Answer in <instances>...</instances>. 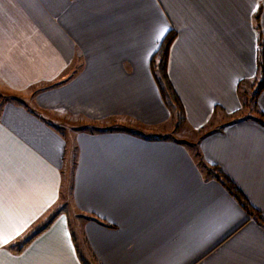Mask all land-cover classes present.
Here are the masks:
<instances>
[{"label":"crops","instance_id":"crops-1","mask_svg":"<svg viewBox=\"0 0 264 264\" xmlns=\"http://www.w3.org/2000/svg\"><path fill=\"white\" fill-rule=\"evenodd\" d=\"M171 29L167 71L188 125L239 111L264 0H0V264H264V226L189 142L120 124L170 119L150 59ZM254 118L199 146L264 217Z\"/></svg>","mask_w":264,"mask_h":264},{"label":"trees","instance_id":"trees-1","mask_svg":"<svg viewBox=\"0 0 264 264\" xmlns=\"http://www.w3.org/2000/svg\"><path fill=\"white\" fill-rule=\"evenodd\" d=\"M175 31L169 30L165 36L162 38L157 50L154 52L150 59V68L152 71V75L156 81V84L159 88L162 99L170 111V118L180 119L181 121H185V113L182 101L177 95L172 82L168 76L167 64H168V56L169 50L172 41L175 38ZM261 77L260 79L257 77ZM251 80V88L252 94L250 96V100L253 102V107L255 113L258 115V118L255 117V121L264 125V112L260 111L256 108V98L259 95L260 91L264 89V45L259 46L258 54H257V71L254 77L251 79H244L240 81L238 84V95L240 97L241 106H246L247 101H244V98L248 95L245 91L241 92L242 85L246 84ZM257 80V82H256ZM244 95V96H243ZM238 118L239 119H243ZM235 121V120H232ZM230 122V121H229ZM211 131H209L210 133ZM208 133V134H209ZM198 155V154H197ZM196 159V155H195ZM198 165L202 166V160L196 159ZM205 173L217 180L222 184V186L226 189V191L236 200V202L242 207V209L248 214V216L254 218L261 226H264V217L261 216L258 209H256L246 198L244 193L236 187V185L223 173V171L215 164H211Z\"/></svg>","mask_w":264,"mask_h":264},{"label":"rangeland","instance_id":"rangeland-1","mask_svg":"<svg viewBox=\"0 0 264 264\" xmlns=\"http://www.w3.org/2000/svg\"><path fill=\"white\" fill-rule=\"evenodd\" d=\"M259 79L261 77L257 76ZM257 82V80H256ZM252 84H251V80L248 81L246 84L242 85V89L241 92L243 93V91H245L248 95L244 98V101H247V104H245L246 106H241V108L239 109V111H237L235 114H223L222 111H218L215 110L213 113V116L210 118V120L208 121V123H206L205 125H203V127H201L200 129L196 130L193 127H190L188 125V122L186 120V116H185V121H181L180 119H176V118H170L165 125H163L162 127H158L159 129L156 130H149V128H145L143 126H138L134 123H129L126 121H122L120 124L123 126H130L132 128L135 129H139L142 132L145 133H152V132H157L158 135H162L165 134V131L168 132L166 134V136L169 137H182L184 140H186L187 142L190 143L191 145V151L195 157L196 155V159H200L202 160V166L204 168V171L208 169V167L211 164H208L205 162V160L203 159V156H201L200 154V141L202 140V138L204 136H206L209 131H214L216 129H220L222 125H224L225 123L232 121V120H236L238 118H242V117H249L252 116L257 117L258 115L255 113L254 107H253V102L250 100V96L252 94V88H251ZM244 96V95H243ZM67 121L68 124H73V123H81L80 120H78L77 122H68V118L65 119ZM63 121V120H62ZM70 121H73V119H70ZM86 121L84 120L83 123H85ZM101 124L99 123H89L87 127H95V126H100ZM165 129V130H164ZM170 129V130H169ZM172 130V131H171ZM172 133V134H171ZM165 136V135H164ZM198 154V155H197ZM69 205L70 204V195L65 196L62 200V205ZM86 257L88 259V261L90 262V264H96L94 259L86 254Z\"/></svg>","mask_w":264,"mask_h":264},{"label":"snow or ice","instance_id":"snow-or-ice-1","mask_svg":"<svg viewBox=\"0 0 264 264\" xmlns=\"http://www.w3.org/2000/svg\"><path fill=\"white\" fill-rule=\"evenodd\" d=\"M17 235H19L18 231H17ZM0 241H2L3 244H7L8 243L7 236H0Z\"/></svg>","mask_w":264,"mask_h":264}]
</instances>
